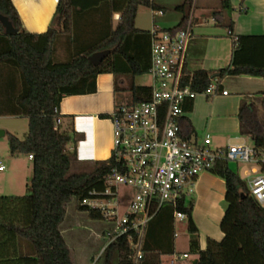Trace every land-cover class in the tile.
I'll use <instances>...</instances> for the list:
<instances>
[{
  "label": "trees",
  "instance_id": "1",
  "mask_svg": "<svg viewBox=\"0 0 264 264\" xmlns=\"http://www.w3.org/2000/svg\"><path fill=\"white\" fill-rule=\"evenodd\" d=\"M192 1L185 0L175 10L182 14L184 8L189 11ZM230 1L218 0L220 10L213 13L215 23L232 39L230 66L192 73L184 68L182 85L195 92L202 93L214 81L219 89L218 82L226 77L249 76L264 81V35L234 38ZM139 8L163 10L153 0H58L48 30L32 34L22 29L11 0H0V15L17 31L5 35L0 24V117L27 118L26 136L19 140L9 135L8 151L12 158L32 157L25 194L0 196V264H72L60 232L65 206L71 200L91 220H104L99 212L88 211L80 203L91 198L90 193L104 190V178L113 168V160L87 163L83 168L77 160L71 126L62 128L56 120L64 118L58 113L63 98L94 94L96 78L103 74L114 76L115 93H129L130 105L148 100L150 88L134 83L150 65V31L134 27ZM114 14L119 15L115 27ZM186 18L172 29L157 31H179L185 27ZM59 50L66 56L64 61L57 58ZM106 50L109 55L93 67L88 58ZM260 108L264 111V92ZM238 119L240 135L248 136L255 149L264 148V122L257 108L243 103ZM180 135L187 139L182 128ZM70 144L72 151L68 150ZM219 162L223 166L217 174L224 181L226 203L220 223L223 238L218 243L223 264H264V207L257 204L246 182L228 168L227 162L218 161L211 170L214 172ZM187 199V205L182 197L176 207L163 206L146 225L140 260L134 262L129 240L121 237L103 250L99 264H161L162 257L174 256L173 213L190 216L194 201ZM198 239L195 231L189 233V254L197 257L196 264H215L208 247L200 250Z\"/></svg>",
  "mask_w": 264,
  "mask_h": 264
},
{
  "label": "built area",
  "instance_id": "2",
  "mask_svg": "<svg viewBox=\"0 0 264 264\" xmlns=\"http://www.w3.org/2000/svg\"><path fill=\"white\" fill-rule=\"evenodd\" d=\"M191 36L190 18L183 29L173 33L151 29L147 71L150 96L137 105L114 107L109 115L114 166L104 178V190L90 193L91 198L80 203L88 211L99 212L111 224L101 253L110 243L126 237L134 251V262L140 260L146 225L163 206L176 207L179 199L189 198L199 175L213 169L218 161L251 166L253 177L247 181V188L257 204L264 207V149L244 142L214 149L209 135L200 140L180 135L184 102L197 96H213L218 91L213 83L202 93L182 85ZM60 124L59 118L56 125ZM2 171L4 166L0 164ZM123 188L128 191L127 201L122 200ZM185 217L181 212L173 213L174 220Z\"/></svg>",
  "mask_w": 264,
  "mask_h": 264
},
{
  "label": "crops",
  "instance_id": "3",
  "mask_svg": "<svg viewBox=\"0 0 264 264\" xmlns=\"http://www.w3.org/2000/svg\"><path fill=\"white\" fill-rule=\"evenodd\" d=\"M153 1L163 9L160 11L161 14H157L158 11L139 8L134 22L136 30L150 31L143 29L141 26V19L139 18L143 10H150L151 12L150 29L159 31L174 28L185 16L187 17L186 22L188 18L191 19L192 34L186 47L185 71L188 73L198 70L218 71L230 66L232 39L228 36V31L223 26L217 25L213 20V13L218 11L215 10L218 7L216 1L193 0L189 11L184 8L182 14L175 10L176 7L183 5L185 0H181L171 6L174 13L170 17L166 16L167 8L165 6L157 0ZM57 2L58 0H11L20 19L22 29L32 34H41L48 30ZM230 3L232 10L229 17L234 22L232 31L234 38L237 36L264 35V0H231ZM224 16L228 18L227 14H224ZM118 18V14L113 15V27H115ZM213 84L217 85V81H214ZM218 84L220 88L215 95L197 96L191 101H185L182 106L183 115L179 121L183 135L187 139L200 140L205 135H209L211 148L214 149L231 144H221V142L216 146H212L214 138H219L223 134L231 135V138H235L238 142L250 139L248 136L240 135L238 112L243 103L257 108L260 119L264 120L261 117L263 110L260 108L264 92V81L261 78L249 76L226 77ZM120 85L123 86V83ZM222 91H226L227 95H222ZM115 94L114 76L103 74L96 78V92L94 94L65 97L59 105L58 113L64 117L61 120V125L71 126L73 138L76 140L77 160L81 164L106 161L111 158L113 125L109 118L102 119L100 116L110 115L114 107L121 105H116ZM185 107H189V110H184ZM72 149H74V146L70 145L68 150L72 151ZM26 158L27 162L31 163L27 156ZM13 160L17 162L16 157ZM250 170L251 168L248 171L244 170L243 177L238 172L235 173L247 183L253 177ZM213 174H215L213 170L204 172L199 175L195 183L199 184L212 179ZM26 183L27 178L22 183L24 190ZM198 237L200 250H206L208 246H204V244L202 246L201 238L199 235ZM222 238L223 234L221 233L220 241ZM182 255H187V251L182 252L178 260L183 259ZM170 257L172 256L168 258ZM163 258H161V264ZM188 258L187 255V258L184 259ZM195 260L197 262V259H194L190 261V264H193Z\"/></svg>",
  "mask_w": 264,
  "mask_h": 264
},
{
  "label": "rangeland",
  "instance_id": "4",
  "mask_svg": "<svg viewBox=\"0 0 264 264\" xmlns=\"http://www.w3.org/2000/svg\"><path fill=\"white\" fill-rule=\"evenodd\" d=\"M157 1L167 8L166 16L170 17L174 13L171 6L179 3L181 0ZM212 1H216L218 5L215 10H220L218 0ZM139 19H141L143 29L151 30L150 10H143ZM57 58L58 60L64 61L66 56L59 50ZM134 83L138 86L148 87L150 85V77L146 73L137 77ZM115 102L116 105L129 104V93L117 92L115 94ZM261 117L264 118V111L261 112ZM65 126L63 124L62 128H65ZM0 131L5 133L3 137H0V164L4 166V171L0 172V196H23L25 190L22 183L25 182V178H27L28 182L31 177V163L27 162V158L24 155L17 156V162H14L8 151V137L9 135H13L19 140H23L28 132V120L27 118L0 117ZM231 137L229 134H223L219 138H214L212 146H216L221 142V144H237L242 142H238L235 138L232 139ZM244 142L249 146H253L251 139L245 140ZM262 149L264 148L262 147ZM81 165L83 168L88 167V164ZM222 166L220 162L217 164L214 170L215 174L211 177L212 179L205 180L199 184L194 183L191 189V198L194 201L193 211L190 216H186L181 221L174 220L176 254L170 258L164 257L162 264H190V261L197 259L196 256L188 252L189 233L192 231H195L200 236L202 246L203 244L204 246H208L214 257L215 264L224 263L222 252L218 248L221 235L220 223L226 208L224 201V181L217 174L218 168ZM227 166L231 171L238 172L241 177L244 176V170L248 171L251 168V166L232 162H228ZM121 192L123 193L122 200L127 201V189L123 188ZM188 201L189 199L186 198V205ZM110 228L111 224L109 222L104 220H91L87 212L78 211L74 200H71L65 206V215L60 225V232L70 251L72 264H99L98 258L105 244L103 237L105 231L107 232ZM186 251L189 258L178 260L181 253Z\"/></svg>",
  "mask_w": 264,
  "mask_h": 264
},
{
  "label": "water",
  "instance_id": "5",
  "mask_svg": "<svg viewBox=\"0 0 264 264\" xmlns=\"http://www.w3.org/2000/svg\"><path fill=\"white\" fill-rule=\"evenodd\" d=\"M0 24L4 30L5 35H13L17 33V31L12 27L11 23L8 21V19L1 15H0ZM108 55H109L108 50L96 52L88 58V61L93 67H97ZM4 135L5 133L3 131H0V137H3ZM195 263L196 260L193 261V264Z\"/></svg>",
  "mask_w": 264,
  "mask_h": 264
}]
</instances>
